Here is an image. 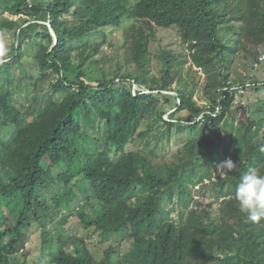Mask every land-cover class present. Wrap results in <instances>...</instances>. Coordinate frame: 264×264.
I'll return each mask as SVG.
<instances>
[{
	"label": "trees",
	"instance_id": "1",
	"mask_svg": "<svg viewBox=\"0 0 264 264\" xmlns=\"http://www.w3.org/2000/svg\"><path fill=\"white\" fill-rule=\"evenodd\" d=\"M0 33V264L32 228L38 264H264L235 198L264 172V0H0Z\"/></svg>",
	"mask_w": 264,
	"mask_h": 264
},
{
	"label": "clouds",
	"instance_id": "2",
	"mask_svg": "<svg viewBox=\"0 0 264 264\" xmlns=\"http://www.w3.org/2000/svg\"><path fill=\"white\" fill-rule=\"evenodd\" d=\"M11 39L8 34L0 33V64L9 59ZM264 151V149H262ZM227 171L236 170L237 164L231 159L224 161ZM235 198L239 209L250 221L264 218V172L250 168L239 180L235 189Z\"/></svg>",
	"mask_w": 264,
	"mask_h": 264
},
{
	"label": "rangeland",
	"instance_id": "3",
	"mask_svg": "<svg viewBox=\"0 0 264 264\" xmlns=\"http://www.w3.org/2000/svg\"><path fill=\"white\" fill-rule=\"evenodd\" d=\"M116 34H119V32H115ZM262 62L260 63V65L257 67V69L254 71V77L259 79V80H264V56H261ZM138 87L136 84L134 85V88ZM23 90V89H21ZM253 90V89H252ZM264 90V89H263ZM264 94V92H263ZM262 94V95H263ZM249 95L251 96V99L253 101V99H255V95L256 92H254V90L252 92L249 93ZM239 97L235 98V102L233 103V110H234V122L235 123H239L242 119V108L240 102H239ZM253 106V105H252ZM254 115H257V113H255ZM197 133V131H196ZM63 209H66V206L64 205V203L61 204ZM74 219V217H72L70 219V222L67 223L66 225L69 228H72V224H70L72 222V220ZM10 220V219H8ZM84 234L82 232H80V230L78 231V234ZM89 239H92L94 242H97L100 237L97 236L96 234H94L92 237H90ZM39 243H40V236H39V232L37 229L32 228L31 231L29 232V236L26 240V243L23 245V247L20 249V251L18 252V254L16 255L17 257L20 258V260L24 259L25 260V264H38L40 262L39 258H38V247H39ZM129 245V241H124V243L122 242L121 247L118 249L120 251H125L127 249Z\"/></svg>",
	"mask_w": 264,
	"mask_h": 264
},
{
	"label": "water",
	"instance_id": "4",
	"mask_svg": "<svg viewBox=\"0 0 264 264\" xmlns=\"http://www.w3.org/2000/svg\"><path fill=\"white\" fill-rule=\"evenodd\" d=\"M50 32H51V34H52V36H53V39H54V42H55V35H54V32H53V30L50 28Z\"/></svg>",
	"mask_w": 264,
	"mask_h": 264
},
{
	"label": "built area",
	"instance_id": "5",
	"mask_svg": "<svg viewBox=\"0 0 264 264\" xmlns=\"http://www.w3.org/2000/svg\"><path fill=\"white\" fill-rule=\"evenodd\" d=\"M260 59H261V57H260ZM243 90L242 89H239V92H242Z\"/></svg>",
	"mask_w": 264,
	"mask_h": 264
}]
</instances>
